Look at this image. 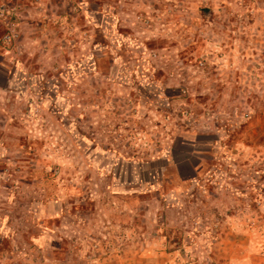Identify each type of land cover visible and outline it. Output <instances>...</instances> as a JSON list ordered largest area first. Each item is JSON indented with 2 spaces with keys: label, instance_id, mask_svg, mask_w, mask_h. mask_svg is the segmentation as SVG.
I'll list each match as a JSON object with an SVG mask.
<instances>
[{
  "label": "rangeland",
  "instance_id": "rangeland-1",
  "mask_svg": "<svg viewBox=\"0 0 264 264\" xmlns=\"http://www.w3.org/2000/svg\"><path fill=\"white\" fill-rule=\"evenodd\" d=\"M119 1L47 0L10 43L0 23L28 91L26 113L11 111L28 120L22 140L0 156V181L27 182L12 213L61 198L99 238L103 216L123 217L109 264H264V0H123V18L104 13ZM192 143L200 172L182 183ZM67 239L54 242L65 261ZM74 245L88 247L76 264H99L101 242Z\"/></svg>",
  "mask_w": 264,
  "mask_h": 264
},
{
  "label": "crops",
  "instance_id": "crops-1",
  "mask_svg": "<svg viewBox=\"0 0 264 264\" xmlns=\"http://www.w3.org/2000/svg\"><path fill=\"white\" fill-rule=\"evenodd\" d=\"M46 1L47 0H39V3H30L26 0H22L23 3L17 6L20 21L18 28L15 30L16 35L19 34L18 29L25 24L35 25L41 21V13L45 11V6H47ZM5 2L6 0L3 1L2 4L0 3V6L7 5ZM121 3L123 4L122 7L116 6L113 8L107 6L104 13H112L117 18H119V16L123 18V16L131 11V6L124 3L123 0L116 4L119 5ZM118 21L120 22L119 19ZM13 54L14 51L6 48L2 43V38H0V125L7 126L4 128V132H0V156L10 155V150L5 141H10L12 138L22 140V131H25L24 129L22 130V125L26 124L28 121L26 117H20L17 115L13 116L11 113V111L20 112V110L21 112L26 113V110L28 109V91L26 87H20L18 85L20 81L25 79L24 76L26 73L22 70V63L16 60L13 57ZM39 65H41L42 70L47 68V64H44L45 66H43V64L39 63ZM16 125L20 128L19 134L11 133L12 126ZM24 135H26V132ZM252 139L253 141L248 146L256 147L257 144H255V142L259 138L258 136H253ZM192 146L195 148V151L192 152L190 156L184 158L183 163L181 164L184 165L185 170L187 169L189 175L187 174L184 176L182 174V166L180 167L181 174L179 177L182 183L196 181L200 172L199 166L201 163L199 161L195 163L194 161L196 156L201 154L198 153V143H192ZM214 147L215 145L212 143L210 148ZM196 148L198 150H196ZM175 155L176 154L173 153V156ZM177 165L179 166V162ZM23 186L26 187L27 182H23L22 180L12 182L11 179L6 176L0 181V190H7V197H4L3 200L0 198V264H76L77 258L75 257V254H88V247L86 245L82 246L83 248H81V245L76 247L74 245V239H84L86 237H90L93 241L98 240L101 242V250L99 253H101L103 257L96 261L90 260V262H98L99 264H109L113 262L112 258H115V256L109 255L112 249H110L109 244H105L104 241L108 240L111 235L114 236L117 233L115 230L112 232V228H116L118 231V229L123 227V217L116 216L113 219H110L108 216H103L101 221L98 220L100 221V226L98 225L97 228L98 231H100L99 235L102 236V238H99L95 229L93 230L92 227L90 228L91 222L94 220L90 216H86V214L84 216L85 218L83 216L80 218L77 214L78 212L65 214L63 209L64 202L61 198L50 201L48 206L45 205V203H42V207H39L36 213L28 214L26 208H24L25 211L23 213L20 212L14 214L11 211V207L15 197L13 195L11 196V193L12 190L22 189ZM74 205L76 204H73L72 206ZM43 208H47V210L45 211ZM52 211H54V213H52ZM30 220L35 222V226L39 231L38 236L33 239L36 246H32V243L29 245L28 222ZM74 220L81 222L82 225L76 226L75 224V227L80 228L77 229L73 227L74 225L72 226ZM133 222H135L137 227L139 226L137 220L134 219ZM133 222L131 221V232L134 233ZM110 232H112V234H110ZM65 236L68 237V249L66 250L68 259L66 261L63 259L64 257L62 255L63 249L54 243L57 240L64 241ZM41 239L46 241V245L41 243ZM29 246L33 254L37 253L39 255L42 254L43 256L33 257V254L30 255ZM130 252L132 254L134 252L133 243H131ZM114 253L117 254V250H115ZM132 257L134 256L132 255ZM114 262H116V260H114ZM235 264H253V262L247 261L245 263Z\"/></svg>",
  "mask_w": 264,
  "mask_h": 264
},
{
  "label": "built area",
  "instance_id": "built-area-1",
  "mask_svg": "<svg viewBox=\"0 0 264 264\" xmlns=\"http://www.w3.org/2000/svg\"><path fill=\"white\" fill-rule=\"evenodd\" d=\"M17 8V6H0V22L4 24L7 29V34L3 39L4 43H10L16 39L17 35L15 30L18 28L20 21V15Z\"/></svg>",
  "mask_w": 264,
  "mask_h": 264
},
{
  "label": "trees",
  "instance_id": "trees-1",
  "mask_svg": "<svg viewBox=\"0 0 264 264\" xmlns=\"http://www.w3.org/2000/svg\"><path fill=\"white\" fill-rule=\"evenodd\" d=\"M256 173L258 174V178H264V167L260 168V170H257Z\"/></svg>",
  "mask_w": 264,
  "mask_h": 264
}]
</instances>
